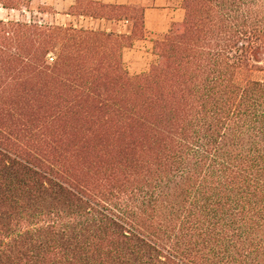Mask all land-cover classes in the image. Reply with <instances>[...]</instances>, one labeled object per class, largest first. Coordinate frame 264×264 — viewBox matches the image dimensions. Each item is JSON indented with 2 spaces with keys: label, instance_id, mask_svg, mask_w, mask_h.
<instances>
[{
  "label": "trees",
  "instance_id": "16d2710c",
  "mask_svg": "<svg viewBox=\"0 0 264 264\" xmlns=\"http://www.w3.org/2000/svg\"><path fill=\"white\" fill-rule=\"evenodd\" d=\"M181 9L134 76L143 7L0 19V264H264V0Z\"/></svg>",
  "mask_w": 264,
  "mask_h": 264
},
{
  "label": "rangeland",
  "instance_id": "374dc122",
  "mask_svg": "<svg viewBox=\"0 0 264 264\" xmlns=\"http://www.w3.org/2000/svg\"><path fill=\"white\" fill-rule=\"evenodd\" d=\"M56 0H32L29 11H23L19 13L17 11H12L7 13L0 10V19H11V20H24V21H35L39 23L47 24H66L73 22L71 17L62 16L63 10L55 7ZM154 0H142L138 7H143L145 9H172L170 19L175 22H181L183 19V11L181 9V0H167L165 6H155L153 4ZM131 5V4H129ZM157 16L158 21L151 24L149 20L144 24V36L141 40H136L133 42L132 50L125 49L123 51V64L129 75L134 76L145 72L148 70L149 66L156 62V57L152 53L153 42L159 37L166 33L169 29L171 20H159V12H154ZM170 15V13H168ZM171 22V23H170ZM174 23V22H173ZM79 25L90 26L94 29H104L105 24L102 26L100 23L91 24V20L80 19ZM112 30L128 32L132 27L131 22H112L110 23ZM144 48V50H143ZM149 52V54L139 53L141 51Z\"/></svg>",
  "mask_w": 264,
  "mask_h": 264
},
{
  "label": "crops",
  "instance_id": "0c3cea01",
  "mask_svg": "<svg viewBox=\"0 0 264 264\" xmlns=\"http://www.w3.org/2000/svg\"><path fill=\"white\" fill-rule=\"evenodd\" d=\"M94 1H100V2H102L104 4H116V5H129V4H131L133 6H138L142 2V0H94ZM166 1L167 0H154L153 4L155 6H162V5L165 6L166 5ZM54 2H55V7L56 8H60V9H62L64 11L62 16L69 17L68 15H66L64 13H66L67 10L69 9V7L72 6L75 3V0H56ZM171 10L172 9H168V8L158 9V10L157 9H149V10L145 9L144 10V24H146L147 21L149 20V22L151 24L155 25V23L158 21V19H156V17H155V16H157L154 13L155 11L159 12V20L160 21H162L164 19L165 20L167 19V20H171L172 23L175 22L174 20L170 19V16L172 14ZM168 13H170V15H168ZM95 22H96V24H99V23L101 25L105 24L104 30H107V31H111L112 30V28L110 27L111 26L110 22H106V21H103V20H101V21H91V24H94ZM117 32L120 33L121 31H117ZM128 50H132V47L128 48ZM143 50H144V48H143ZM139 53L140 54L141 53L149 54V52H146V50L145 51H141Z\"/></svg>",
  "mask_w": 264,
  "mask_h": 264
}]
</instances>
